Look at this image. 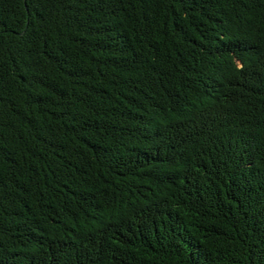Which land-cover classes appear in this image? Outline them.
Wrapping results in <instances>:
<instances>
[{"label": "trees", "instance_id": "1", "mask_svg": "<svg viewBox=\"0 0 264 264\" xmlns=\"http://www.w3.org/2000/svg\"><path fill=\"white\" fill-rule=\"evenodd\" d=\"M0 264H264V0H0Z\"/></svg>", "mask_w": 264, "mask_h": 264}]
</instances>
